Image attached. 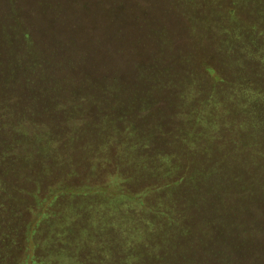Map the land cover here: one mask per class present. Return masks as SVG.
I'll list each match as a JSON object with an SVG mask.
<instances>
[{
	"label": "trees",
	"instance_id": "16d2710c",
	"mask_svg": "<svg viewBox=\"0 0 264 264\" xmlns=\"http://www.w3.org/2000/svg\"><path fill=\"white\" fill-rule=\"evenodd\" d=\"M156 1L73 0L80 11L66 12L61 9L64 2L45 0L47 6L41 19L51 14L53 19L60 20V24L57 30L52 26L54 28L49 31H43L27 24L31 19L23 8L25 0H0V264H38L35 253H29L21 260L16 247L11 248V245H17L15 230L22 227H16L17 223L23 224L24 217H45L47 210L38 205L54 199L64 189H92L95 183L108 194L114 192L115 185L123 188L120 191L126 187L125 192L130 191L131 197L135 193L141 195L138 202L143 209L148 192H159L177 184H186L191 189L190 181L198 175L204 177V183H209V187L220 188L218 198L224 203L217 208L213 206V199L205 194L212 207L202 218L164 217L171 214L159 206L148 212L141 209L142 217L133 220V226H124L126 240H118V243H114L113 235L88 236L86 226L69 222L68 216L57 217L55 228H73L80 232L79 239L84 242L94 243V247L100 244L97 247L101 251L98 252H102L101 256L109 264L159 262L162 256L158 253H162L168 244L189 245L190 251L186 248L184 252L176 251L171 260L166 259L163 264H264V180H260L264 177L259 174L264 171L260 169L264 168V0H162L164 4L159 9ZM128 2L137 3V8L130 7ZM157 11L165 12L162 21L171 20L172 12H181L186 17L189 35L197 40L205 35L206 39L201 44L186 46L189 55H195L187 56L188 52H184L187 57L182 63L183 75L175 71L174 57L162 63L164 68L158 62V66L152 68L138 67V78L139 81L144 79L145 93H168L174 98L181 88L183 91L203 90L200 82L204 80L205 91L214 94L204 99V104L218 105L216 103L221 99H226L223 107L234 108L236 105L239 114L223 109L215 119H204V154L171 146L175 150L172 151L168 148L170 144L162 145L158 141H151L148 146L144 143L146 135L142 139L138 137L140 147L136 145L135 148L134 141L127 140L129 136L131 138L132 128L107 110L109 106H123L122 99L94 105L96 110L93 112L86 110L88 107L82 100L85 94L96 91L105 90L117 95L120 91L138 92L122 86V77L118 75L102 81L104 76L99 77L97 71L85 64L86 56L93 54L90 40H99L87 27V15H100L102 22L97 25L100 26L108 19L122 20L118 12L126 15L140 12L139 19L146 24L149 20L145 16L153 19ZM73 13H79V17ZM107 13L115 15L111 17ZM122 37L128 38L126 32ZM166 37V33L157 39L152 37L154 44L149 37L150 44H142V51L148 48L149 54L156 46L160 53L155 55L158 61L163 55H172L174 49L169 48L172 42ZM208 37L215 40L216 49L222 55L207 53ZM160 45L166 52L159 48ZM119 51V55H123L121 49ZM232 51L236 55H228ZM64 69H67V76L60 74ZM198 70L204 74H199ZM161 79L165 85H161ZM217 86L223 90L221 95ZM63 101L71 110L65 117H71L76 123L66 121L69 125L59 129L53 124L58 120L66 124L65 118H60L59 106ZM193 102L195 100L190 99L185 106L195 108ZM78 108L86 109L80 111ZM238 126L244 129L241 134ZM66 153L70 156L64 160ZM202 157L204 167L198 164ZM124 164L131 167L127 169L130 174L137 175L132 183L136 185V192L126 186L125 181L131 175L123 171ZM104 170L110 174L98 179L97 174ZM87 173L96 180L87 182ZM125 174L129 176L123 181ZM73 175H84V181L72 183L71 187L68 177ZM113 176L116 182L112 180ZM203 180L195 186H203ZM104 196H92L88 203L106 199ZM32 206L39 211L30 208ZM63 212L71 215V212ZM101 218L94 220L98 222ZM201 220L204 229L202 226L197 231L193 222ZM37 222L39 218L33 219V224ZM66 245L64 250L56 253L59 257H53L55 253L52 252L50 257L49 253L43 254L40 260H48L43 264H53L55 259L60 264H77L82 260L77 256L81 252H69V244ZM106 245L122 252L106 248ZM86 252L90 254L91 251L84 250L82 255Z\"/></svg>",
	"mask_w": 264,
	"mask_h": 264
},
{
	"label": "rangeland",
	"instance_id": "374dc122",
	"mask_svg": "<svg viewBox=\"0 0 264 264\" xmlns=\"http://www.w3.org/2000/svg\"><path fill=\"white\" fill-rule=\"evenodd\" d=\"M44 1L45 0H25V3H23V8L26 9L25 11L27 12V15L30 16V19L32 20V21L27 20V24L31 27H35L36 29L38 28L43 29V31L45 29L49 31V29L52 26H54L55 29L57 30L59 29L57 25L60 24V20L57 19V17L53 19L51 14H47L45 19H41L45 7L47 6V4L44 3ZM61 1L66 3L64 6H63L64 3H62V7H61V9L64 8L66 12L80 11L79 7L76 5L75 2H73V0H60V2ZM134 1H140V0H134ZM161 1L162 0L156 1V6L158 7V9L160 8L161 5L164 4V1L162 2ZM7 3L9 2L7 1ZM128 3H130L129 4L130 7L134 9L137 8L136 5L137 3H131V2ZM19 4L20 3H18V5ZM44 4L46 5L44 6ZM123 13L124 12H118V14L120 15L118 16L122 17L123 18L122 20L119 21L117 20L114 22V20L108 19L106 20V22L101 23L100 26H97L100 24V22H102L100 15H95L92 13H89V15H87L88 16L87 27L90 28L91 30L90 32L94 33V35L98 37L99 40H96V38H93L94 41L93 39L90 40L91 41L90 43L93 44L91 45L93 47L92 48L93 54L87 55L84 62H86L85 64L88 67L90 66L92 70L97 71L99 77L104 76L102 81L109 80L111 78H114L115 75H118L119 77H122V79L120 80L122 86L125 85V87H129L130 89H137L138 92H135V90L134 93H132V90L129 92L120 91V93L117 95L115 94V92L107 93V91L104 90V91H96L94 93L93 92L87 93L84 96H82V98H84L82 100L86 103L85 105H87L88 108L87 109L78 108V110L83 111L86 109L90 112H93L96 110L94 105L100 106V103H102L103 105L104 104L103 101H107L110 99L111 101L115 100V98L122 99L123 106L122 104H119V106H117L116 108L114 107L110 108L111 106H109L107 110H109L108 111L109 113L116 115L118 119L119 117H121L119 121L125 124H129L128 127L132 128L133 133L130 134L131 138L129 136L127 140L129 142L130 139L131 141L133 140L134 141L133 144L135 145V148L136 145L140 147V144L137 143L138 141H140L138 137H141L142 139V136L146 135L145 136L146 141H144V143L146 142L148 146H150L149 143L151 141H158L162 145H167V143L170 144V146L168 145V148L169 150L172 151H175L174 149L184 150L191 153L192 151H198V153L199 151H202L204 154V141H206L205 140L206 137L204 136V132L202 131L204 129V119L207 120L209 118H211L212 120L215 119V116L217 115L218 117V115L221 114V112H223L222 111L223 109L224 110L228 109L231 110V113L232 111H234L235 114L236 113L238 114L236 105L234 106V108L233 107L229 108V106L223 107L224 103L226 102L225 101L226 99H221V101L216 103L218 105L209 104V103L204 104V99L214 95V94H210V91H205L206 87L204 86V80L200 82V85L203 86V88L201 89L203 90L187 89L183 91L184 88H181V91H179L178 94L174 95V98H170L172 95H169L168 93L159 94V92L157 93L153 92V94L152 93L147 94L145 93L142 87L143 86L142 84H145L144 79L139 81L138 78L139 74L137 68L142 65L152 68L155 67V65L158 66V64L161 65V68H164L165 66L162 65V63L165 64L167 62L166 59L170 60L172 59V57H174L176 59V61H174L173 64L175 67V71L183 75L185 74V70L182 65L184 57L195 55V54L189 55L190 52L188 51V49H186V46L198 45L205 42L206 39V37L204 38L205 35L198 37V40L192 38L189 35L190 31L186 26L187 23V21L185 20L186 17L181 12L179 13L172 12L171 20L162 21L161 19H164L166 14L165 12L157 11L154 14L155 18L153 19L152 17L148 18L145 16V18L149 20L146 22V24H144L145 21H141L139 19L140 17L138 15L140 14V12H130L129 14L127 13V15L126 13L125 14ZM74 14L75 13H73V15ZM107 14L111 17H114L115 15L114 13H107ZM75 16L79 17V13H76ZM143 24L145 27L143 26ZM162 24H165L166 27L163 28ZM125 32L128 37L127 39H123L122 37ZM201 32H203L204 34V29H202ZM163 33H166L168 36L166 37V39L172 42L171 44H169V48H173L174 53H170L172 55H163L161 61L160 60L158 61L155 55L160 53L158 52L156 46L153 47L152 50H150L149 54H147L149 49L143 48L142 51V44L143 45L150 44L151 40L149 39V37L151 38L155 37L157 39ZM129 34H133L134 36L131 35L129 37ZM208 38H209V43H207L208 45L207 53L210 54L211 52V54L214 53L215 55L218 54L222 55L220 53V50L216 49L215 40L211 37ZM45 40H47V38ZM131 41H133L134 44L131 43ZM97 42L100 43L98 44ZM151 43L154 44V39L151 41ZM104 47L107 48V50L104 49ZM160 47L163 49V51H165V49L161 45L159 46V48ZM154 48L156 49L155 52H153ZM118 49H121L123 55H119L120 51L118 53L117 52ZM172 50L170 52H172ZM185 51L188 52L187 56H185L184 54ZM204 55L206 54L204 53ZM204 55H202V58H204ZM228 55H236V54L232 51V53ZM66 73H67V69L60 71V74H64L65 76H67ZM198 73L204 74L202 73L201 70L200 71L198 70ZM162 81L163 79L160 80L161 85H165ZM159 90L161 91L162 89L159 87ZM217 90L219 92L221 91L223 92L222 88L220 89L219 86H217ZM222 92L219 94L221 95ZM53 97H57V96H53ZM60 97L61 96H58L59 99L63 98ZM80 99L78 98V100ZM190 99L195 100V102H193V104H195V108L194 107L188 108L187 106H185ZM127 100L128 102H125ZM59 108L61 115L60 118L64 117L65 119L63 120L65 122L68 121L70 124L76 123L73 119H70L71 117L69 119L65 117V114L69 115V111H71L69 109V106L66 104V101H63L62 104L59 106ZM238 115H236V118ZM229 121H230L229 123H231V119H229ZM56 122L57 123H54L53 126L54 127L58 126L59 129L61 127L66 126L67 124L69 125V123L66 122L65 124L60 120ZM125 124H123V126ZM238 130L241 134L242 130L244 129H241V127L238 126ZM217 135L218 134H216V136ZM136 138H138V140H136ZM128 141H126V143H128ZM171 146L174 149L173 148L171 149L170 148ZM243 151L244 149L241 148V152ZM69 156L70 155L66 153L64 154L63 159L67 160ZM68 161H65L64 163H67ZM198 164L204 167V157L199 159ZM128 168L131 167L129 165L124 164V168L122 169L124 172L126 170L127 173L132 177L129 176L128 174H125L124 176H122V179H124L123 181H125L126 180L125 177L129 176V180L125 181L126 186H128L130 190L133 189L132 191L134 192L136 189L134 186L136 185H133L132 183H134L133 180L136 179L135 176L137 175L130 174V169L127 170ZM260 169L264 170V168H260ZM108 174H110L109 171L104 170L97 174V178L99 179V176L105 177ZM259 174L262 177H264V171H260ZM85 176H86L85 180L87 182L88 181L93 182L94 180H96L94 176H91L88 173ZM85 176L73 175L71 176V178L68 177V181L71 183L70 186L73 187L72 183L73 185H76L75 183H79V181H84ZM144 178L149 179V176H144ZM203 178L200 175H198V177L190 181L191 189L186 184H177V185H172L167 189L160 190L159 192L156 191L148 192L147 194H145L144 197L145 205L143 204L144 205L143 209L141 207V204L138 202V200L141 199L140 197L141 195L135 193V195H132L131 197L130 191L129 193L125 192V190L127 189L126 187H124L125 189L124 191H120L122 187L115 185L116 187L114 186L115 187L114 192L108 194L105 193L103 187H99L95 183H93L94 187L92 189H84L77 191L64 189L63 191H60L58 194H56V197L54 199L46 201L44 203H40L38 205L41 209L45 208L47 210L46 213L48 216L46 215L45 217H24L25 222H23V224L17 223L16 227H21V226L22 227L17 228V230H15L14 240H16L17 245H11V248L16 247L18 254L20 253L19 259L21 260L22 259L24 260L26 256L29 255V253L31 254L35 253L38 259L37 263L43 264V263H48V260H46L47 262L45 260L42 261L40 260L43 254L49 253V257H50L52 255V252H54L55 255L52 256L59 257L56 255V253L58 254V251H60L61 249L64 250L67 247L66 243H68L69 244L68 247L70 249L69 252L71 251L81 252V253H77L79 254L77 256L78 257L81 256L82 260L78 261L77 264H109V261L105 260L104 256H101L102 252H98L101 251V249L98 248L100 247V244H97V246L99 245L98 247L97 246L94 247V243H90L86 241L84 242L82 238L79 239L80 232L77 233V231L73 228H69V227H65V229L64 227L55 228L57 220L60 217L68 216L67 218L71 219L68 220L69 222L75 221L86 226L85 228H87L86 232L88 236L95 237V234L100 237L104 235H113L114 243L116 242L118 243V240L119 241L123 240L124 242V240H126V236L123 235V233L127 234V229H125L126 226L127 227L133 226L135 219H137V217H142L141 209L144 212L145 211L148 212L159 206L160 208H165L166 211L171 214V216H164V217H182L183 219L185 218L187 219L188 217V218H194L196 220V217L197 218L204 217L205 212H207L212 207L211 206L212 203L210 200H208L207 197L213 199L214 201L213 206H216L217 208L222 207V204L224 203L221 202L218 198L219 197L218 193L220 192L219 191L220 188L215 189V187L214 188H212V186L209 187V183H204ZM112 180L116 182L114 176ZM201 180H203L202 182L203 186L201 187H198L199 185L195 186L197 184H200ZM260 180L263 181L264 179L260 178ZM211 192H213L214 194H211ZM205 194L207 197H205ZM97 195H103L104 198L106 199H103L98 202H96L97 200L95 201L93 200L94 202L91 201L90 203H88L89 200L92 198V196L93 198H95V196ZM160 198L162 200H160ZM226 199L227 201L230 200L229 197H226ZM32 202L36 203L34 201ZM35 207L36 206H32L30 208H32L35 211H39L37 210V207L36 208ZM63 211L71 212V215H68L69 213L66 214ZM53 212H56L58 214L52 216ZM220 213H223L222 210L220 211ZM100 217L102 218L98 220V222L97 220L96 221L94 220L95 218L97 219ZM144 217H149V216L147 215L145 216L144 214ZM38 218H39V222L33 224V219H38ZM109 218H110V222H108ZM201 221L193 222V227L195 228L197 227V231L198 228H201L202 226L204 229V221L203 220ZM64 230L66 232H64ZM33 232H35V234ZM84 243L86 246H83ZM184 245L182 246L176 244H174L173 246L171 244H168L167 246L165 245L166 246L164 247L165 250H163L162 253H158L159 256H162L161 259L157 256L158 259H160L159 262L155 261V263H153V261H151L149 264H163L165 263L166 259L171 260L172 256H174L176 251L184 252L185 248L187 249V252L190 251V246L189 245L184 246ZM106 246H107L106 248H111L112 250L115 251L117 250L114 246L111 245L109 246L106 245ZM86 247L88 248L91 247V248L88 249ZM84 250H89L91 252L89 254L87 253L88 252L87 251L86 255H82ZM117 251H121V250H117ZM153 257L157 258L155 256ZM173 260L174 261L176 260L175 257H173ZM52 263L60 264L56 259L53 260Z\"/></svg>",
	"mask_w": 264,
	"mask_h": 264
}]
</instances>
